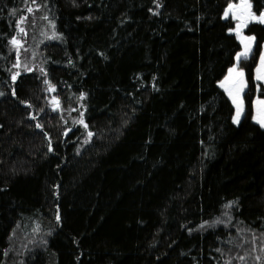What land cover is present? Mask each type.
Masks as SVG:
<instances>
[{"label": "trees", "instance_id": "trees-1", "mask_svg": "<svg viewBox=\"0 0 264 264\" xmlns=\"http://www.w3.org/2000/svg\"><path fill=\"white\" fill-rule=\"evenodd\" d=\"M32 1L0 0V264H264V24L244 29L237 124L218 84L241 48L236 0H34L40 68L13 81Z\"/></svg>", "mask_w": 264, "mask_h": 264}, {"label": "snow or ice", "instance_id": "snow-or-ice-1", "mask_svg": "<svg viewBox=\"0 0 264 264\" xmlns=\"http://www.w3.org/2000/svg\"><path fill=\"white\" fill-rule=\"evenodd\" d=\"M75 3V0H73ZM154 2H157V0H154ZM39 7V5H37ZM28 12H32L33 9L31 7H28ZM151 11V10H150ZM16 10L13 9V14H15ZM229 14H231L232 19L236 21V27L229 28V32H235L237 37H239L241 43L243 44V51L237 52L235 59L237 61L236 64H234L232 67H229L227 70V75L224 76L223 80L218 81L221 88L224 89V91L227 93L228 97H230L231 102L233 105H235L236 112L235 115L232 117L233 121L237 124L240 123V117L243 113V100L241 97V92L247 87V79L245 78V70L241 67H239V62L241 58H248L249 54L252 51V44L253 41H255V36H245L243 34V29L246 28L250 21L256 20L260 23L264 24V11H261L259 15L256 14L252 10V4L250 3V0H239V3H229L226 10L224 11V17H228ZM25 17H21V21H23ZM49 23L52 24L53 27V38H60L62 34H58L55 32V22L49 21ZM19 26V24L17 25ZM20 32H25V29L23 27L19 28ZM11 43L13 46H15L17 49L22 47L23 42L20 39H17L15 36L11 38ZM17 60L19 61V54H17ZM21 65L19 63L15 64L14 68H19ZM24 68L26 71L31 72L32 68L28 67L27 65H24ZM11 71V70H9ZM20 75L19 72H13L12 73V80L15 81L16 78ZM254 80L256 81H264V52L260 53L259 55V65L255 68V76ZM54 90L55 86H51ZM257 88H259V85H256ZM12 94L15 95V89L13 88ZM0 95H4L3 92H0ZM85 93H81V98L85 96ZM21 103H28L27 101H21ZM51 104L53 108H59L60 102L58 97H52ZM255 108H256V115H254L252 118L256 120L261 127H264V99L257 98L255 102ZM43 111V109H41ZM35 119V117H33ZM79 124L83 125L85 129H88L89 125L85 122L83 119V114H81V119L78 121ZM37 127H42V125L37 124ZM2 127V125H0ZM67 135V133H65ZM93 136V133L91 131L87 132V138L85 139V143L88 142V139H90ZM51 145H49V151H52ZM236 201L230 202V204H234ZM230 206V205H229ZM57 219H60L59 216H57ZM221 221H213L209 223L208 221H204V223L200 226L203 228L205 225L208 227H214L215 224L220 223ZM219 251V249L217 250Z\"/></svg>", "mask_w": 264, "mask_h": 264}, {"label": "rangeland", "instance_id": "rangeland-1", "mask_svg": "<svg viewBox=\"0 0 264 264\" xmlns=\"http://www.w3.org/2000/svg\"><path fill=\"white\" fill-rule=\"evenodd\" d=\"M32 1V0H31ZM34 0L31 2V4H28L27 5V9H28V7H31L32 9L34 8ZM230 3H239V0H236V1H233V2H230ZM250 3H251V0H250ZM229 4V3H228ZM228 4H227V6H228ZM227 6H226V8H227ZM226 8H225V10H226ZM27 9H26V11H27ZM35 13V11L33 10L31 13L30 12H26V14H25V16H23V17H25V19L23 20V21H21V18L20 19H18V21H17V25L19 24V26H17V32H16V34H15V37L17 38V39H20L22 42H23V45H22V47H20V48H16L15 46H13L12 45V43H11V51H12V54H13V60H12V71L13 72H19V73H21L22 71H26L25 70V68H24V65H27L28 67H30V68H32V70H39V68H40V63H39V61H40V57H39V44H34L35 42H32V39H31V35H29L30 34V31L29 30H27L28 28V26H30L31 27V25H29L30 24V22H28V24H26L25 22H26V19H28L29 17H33V15H34V18L36 19V15L34 14ZM257 15H259V14H257ZM223 16H224V14H223ZM224 18H226V17H224ZM227 18H229V19H231L232 21H233V23H234V26H233V29L236 27V21L234 20V19H232V17H231V14H229V16L227 17ZM251 22H259V21H256V20H253V21H250L249 23H251ZM20 27H23L24 29H25V32H20L19 31V28ZM245 29V28H244ZM244 29H243V34L245 35V36H253V35H249V34H246L245 32H244ZM42 31H43V29H42ZM233 33H234V35L236 36V38H237V40L239 41V43H240V46H241V48H240V50L238 51V52H241V51H243V44L241 43V41H240V39H239V37H237V35H236V33L233 31ZM37 36V35H36ZM42 36V35H41ZM38 38L37 39H41V37L40 36H37ZM33 40H35V39H33ZM38 40V41H39ZM38 41H37V43H38ZM253 45H254V41H253V44H252V47H253ZM262 52H264V44H263V47H262V50H261V52L260 53H262ZM17 54H19V61L17 60ZM251 54V53H250ZM250 54H249V56H250ZM236 56V55H235ZM249 58V57H248ZM248 58H241V60H240V62H239V67H241L240 66V64H242V62L244 61H246ZM17 63H19L21 66L19 67V68H14L13 66L15 65V64H17ZM237 63V61H236V59H235V61H234V63H233V65L234 64H236ZM233 65H231L230 67H232ZM259 65V58H258V60H257V63H256V66H255V68L257 67ZM242 68V67H241ZM228 73L226 72V74H225V76L227 75ZM254 76H255V69H254ZM224 78V77H223ZM223 78L221 79V80H223ZM256 81V80H255ZM257 83H262V84H264V81H256ZM219 84V83H218ZM220 86V85H219ZM223 89V88H222ZM246 89V88H245ZM245 89L241 92V97H242V100H243V93H244V91H245ZM224 90V89H223ZM225 92V91H224ZM226 93V92H225ZM226 95H227V93H226ZM228 96V95H227ZM229 99H230V97H228ZM257 98H259V99H264V98H262V97H258L257 95L254 97V99H253V110H252V117L254 116V115H256V108H255V102H256V100H257ZM230 101H231V99H230ZM232 103V102H231ZM233 105V104H232ZM233 107H234V115H235V112H236V108H235V105H233ZM244 109H245V106H244V100H243V113H242V115H241V117H240V119L242 118V116L244 115ZM233 115V116H234ZM252 121L253 122H255V123H257L259 126H260V124L256 121V120H254L253 118H252ZM234 122V121H233ZM235 123V122H234ZM262 128H264V127H262ZM218 224V223H217ZM35 241V240H34ZM30 242V241H29Z\"/></svg>", "mask_w": 264, "mask_h": 264}]
</instances>
